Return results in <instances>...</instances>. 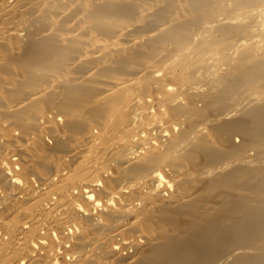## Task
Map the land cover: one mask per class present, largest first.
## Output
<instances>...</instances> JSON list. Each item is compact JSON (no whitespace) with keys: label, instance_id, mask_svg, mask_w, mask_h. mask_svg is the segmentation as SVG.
<instances>
[{"label":"bare ground","instance_id":"obj_1","mask_svg":"<svg viewBox=\"0 0 264 264\" xmlns=\"http://www.w3.org/2000/svg\"><path fill=\"white\" fill-rule=\"evenodd\" d=\"M0 264H264V0H0Z\"/></svg>","mask_w":264,"mask_h":264}]
</instances>
